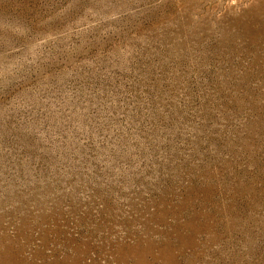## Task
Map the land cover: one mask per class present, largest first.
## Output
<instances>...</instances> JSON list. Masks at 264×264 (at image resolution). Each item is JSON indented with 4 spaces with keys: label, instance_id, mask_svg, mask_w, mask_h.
<instances>
[{
    "label": "rangeland",
    "instance_id": "obj_1",
    "mask_svg": "<svg viewBox=\"0 0 264 264\" xmlns=\"http://www.w3.org/2000/svg\"><path fill=\"white\" fill-rule=\"evenodd\" d=\"M0 264H264V0H0Z\"/></svg>",
    "mask_w": 264,
    "mask_h": 264
}]
</instances>
